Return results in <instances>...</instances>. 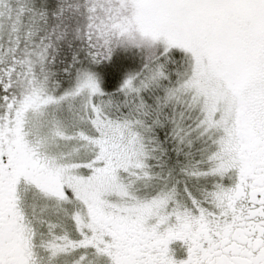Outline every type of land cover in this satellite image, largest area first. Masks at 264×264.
Returning <instances> with one entry per match:
<instances>
[{
    "label": "snow or ice",
    "instance_id": "1",
    "mask_svg": "<svg viewBox=\"0 0 264 264\" xmlns=\"http://www.w3.org/2000/svg\"><path fill=\"white\" fill-rule=\"evenodd\" d=\"M0 264H264V0H0Z\"/></svg>",
    "mask_w": 264,
    "mask_h": 264
}]
</instances>
